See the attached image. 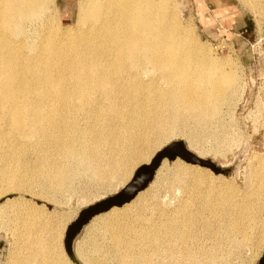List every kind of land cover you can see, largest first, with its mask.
<instances>
[{
	"label": "rangeland",
	"instance_id": "1",
	"mask_svg": "<svg viewBox=\"0 0 264 264\" xmlns=\"http://www.w3.org/2000/svg\"><path fill=\"white\" fill-rule=\"evenodd\" d=\"M79 1L56 0L49 14H56L62 25H73L77 19ZM176 3V22L188 31L190 44L196 52L202 55L200 51H203L209 58L224 61V69L232 70L237 75L235 88L226 90L224 87L227 100L221 105L219 113L214 114L216 116H212L213 113H199L200 116H197V112L190 114L188 110L178 109L177 118L164 133L154 134L158 140L153 141L154 151L151 149L148 155H152L150 160L134 161L128 174L110 173L105 179H98L88 163H81L76 165L67 183H61L60 174L54 172L56 162H61V159L49 145L29 148L20 156L13 154L14 148L12 150L1 144L0 154L4 157L0 161V180L7 182L0 181V208L6 212L3 218L0 216V264H7L12 253L18 250L20 264H42L51 259L55 260V264H60L66 256L68 263L65 264H76L68 256L64 242L67 230L77 222L81 212L121 195L131 185L132 192L140 190L152 165L160 158L162 160L153 181L138 193L140 197L123 208L117 207L119 209L115 215L98 218L85 228L75 244L77 261L80 264H122V251L132 254L155 252L153 243L147 242L146 238L149 240V236H157L156 248L161 250H156L158 252L153 257L156 264H264V0H176ZM91 124L86 117L80 128L88 130ZM3 127L7 126L3 123ZM9 129L7 132L11 131ZM163 134H166V138L160 137ZM148 136L154 138L150 131ZM105 151L106 157L99 165L108 168L106 162L111 153L108 148ZM23 164L26 167L21 168ZM23 176L21 181L20 177ZM259 176H263L262 180ZM241 206L251 209L249 213L253 215L252 218L240 216L243 213ZM17 208L21 209V213L18 212L21 215L17 213ZM164 211L165 214H162ZM16 215H20L19 218ZM31 217L36 219L33 221ZM169 219L173 223L178 220L176 223L179 226H176L179 227V235L165 233L163 225ZM29 224L33 225L35 231L30 230L34 229ZM150 227L154 230L151 231ZM158 228H162V232ZM180 231L183 233L180 234ZM19 242L21 250H17ZM122 246L127 250H123ZM135 246L137 249L133 251ZM34 250L37 254L39 251V256ZM48 253L52 256L46 258ZM34 254L38 256L36 262L32 260Z\"/></svg>",
	"mask_w": 264,
	"mask_h": 264
},
{
	"label": "bare ground",
	"instance_id": "2",
	"mask_svg": "<svg viewBox=\"0 0 264 264\" xmlns=\"http://www.w3.org/2000/svg\"><path fill=\"white\" fill-rule=\"evenodd\" d=\"M55 3L56 0H0V149L3 147L1 144H4L6 148H14V155L22 156L29 148L37 149L49 145L61 159V162H56L58 164L55 165L54 171L60 174L61 183H67L70 175L74 174L76 165L81 163H88L98 179H105L110 173H127L134 161L150 160L152 155H148L151 149L153 150V141L158 140L154 134L164 133L163 131L177 118L178 109L188 110L190 114L197 112V116L207 113L216 116L221 105L227 100L224 87L227 90L235 88L237 84V75L232 70L224 69V61L209 58L203 51H200V55L190 44L188 31L176 22V0H80L77 19L73 25H62L56 14H49ZM198 49L202 50L200 47ZM86 117L92 122L88 130L80 128ZM8 127L11 131L7 132ZM97 128L98 130H95ZM149 131L153 139L148 136ZM160 137L166 138V134ZM160 137L158 136L159 139ZM105 148L111 153L106 162L108 168L99 165L106 157ZM2 156L0 154V161ZM75 159L80 160L75 163ZM164 164L165 161L162 165ZM262 177L259 176L261 180ZM4 181L1 183H5ZM230 189L234 194L235 191ZM136 197H140V194ZM206 207L209 208L208 205ZM118 209L113 207L95 217L90 224L98 218L115 215ZM20 210L17 208V213ZM249 210L243 206V213L239 212L240 216L242 214L243 218H252ZM5 215V210L0 208V216L3 218ZM32 219L34 221L36 218ZM176 221L178 220L173 223V220L171 222L169 219V222L163 225L166 234L179 235V225ZM34 223L36 224V221ZM25 225L28 226L26 223ZM151 227L153 228V225ZM160 229L158 231H161ZM156 238H146L147 242L153 243L155 252L132 254L122 251V264H156L153 262V257L158 252L156 250H159L156 248ZM136 239L138 240V237ZM21 248L19 242L17 250ZM121 248L127 250L124 246ZM135 249L136 246L133 251ZM18 253L19 250L12 253L7 264H20L21 257ZM79 254L82 255L81 252ZM37 255H32L35 262L39 256ZM50 255L46 258L52 256ZM66 257L63 258L64 261H59L60 264L68 263ZM26 259L25 262L30 261ZM53 261L55 260L51 259V263L48 260L40 262L55 264Z\"/></svg>",
	"mask_w": 264,
	"mask_h": 264
},
{
	"label": "water",
	"instance_id": "3",
	"mask_svg": "<svg viewBox=\"0 0 264 264\" xmlns=\"http://www.w3.org/2000/svg\"><path fill=\"white\" fill-rule=\"evenodd\" d=\"M161 160L162 158L158 159L154 165H152L151 170L147 174V180L140 190L132 192L131 187H133V185H131L125 192L121 193V195L110 198L100 204L90 207L84 212H81L78 219H76L77 222L73 223V225H71V227L67 230L64 242L65 250L74 263L80 264L77 261L75 244L77 242V238L83 233L85 228L95 217L110 211L113 207H123L125 204L133 201L138 193L146 189V187H148V185L153 181Z\"/></svg>",
	"mask_w": 264,
	"mask_h": 264
},
{
	"label": "crops",
	"instance_id": "4",
	"mask_svg": "<svg viewBox=\"0 0 264 264\" xmlns=\"http://www.w3.org/2000/svg\"><path fill=\"white\" fill-rule=\"evenodd\" d=\"M106 220V219H105ZM101 222V221H100Z\"/></svg>",
	"mask_w": 264,
	"mask_h": 264
},
{
	"label": "flooded vegetation",
	"instance_id": "5",
	"mask_svg": "<svg viewBox=\"0 0 264 264\" xmlns=\"http://www.w3.org/2000/svg\"><path fill=\"white\" fill-rule=\"evenodd\" d=\"M246 31V30H245Z\"/></svg>",
	"mask_w": 264,
	"mask_h": 264
}]
</instances>
